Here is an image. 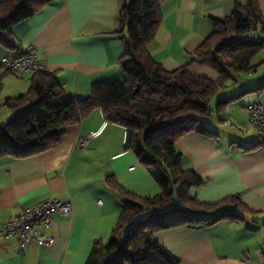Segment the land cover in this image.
<instances>
[{
  "label": "crops",
  "instance_id": "1",
  "mask_svg": "<svg viewBox=\"0 0 264 264\" xmlns=\"http://www.w3.org/2000/svg\"><path fill=\"white\" fill-rule=\"evenodd\" d=\"M234 1L159 0L161 22L147 44L151 58L167 71L189 63L191 73L216 81L219 74L206 65L190 63V54L212 33L213 20L230 14ZM256 1L264 17V0ZM122 4L123 0H51L12 27L17 45L13 52L34 44L43 70L53 71L71 97L86 98L94 82L124 79L118 62L126 36L125 30L119 31ZM7 52L0 46V58ZM31 73L6 74L2 88L9 91L7 97L23 93L21 85H30ZM262 85L264 65L233 74L212 102ZM253 102L264 106V89L239 96L222 112L214 109L215 118L206 125L214 136L188 132L174 143L182 154L181 167L203 178L189 189L190 197L212 203L237 196L242 204L234 209L238 216L234 221L155 232L153 239L176 255L179 264H264V138L249 121L246 107ZM87 134H93L89 143L78 147L77 138ZM125 134L123 126L109 122L96 109L67 126L50 149L27 157L0 158V225L49 198L72 204L71 215L53 213L52 222L44 228L53 237L50 246L38 245L30 236L19 256L15 237L0 236V264H85L96 243L109 241L123 210L122 197L107 184L109 176L138 197H153L161 191L134 152L123 148Z\"/></svg>",
  "mask_w": 264,
  "mask_h": 264
},
{
  "label": "trees",
  "instance_id": "2",
  "mask_svg": "<svg viewBox=\"0 0 264 264\" xmlns=\"http://www.w3.org/2000/svg\"><path fill=\"white\" fill-rule=\"evenodd\" d=\"M51 0H0V46L13 52L12 27L36 14ZM120 30L126 31L123 53L118 62L122 81H97L86 98L71 97L57 82L53 71L31 73L29 88L6 97L0 106L13 113L0 118V158L27 157L55 146L67 126L79 123L93 110L125 128L124 149L134 152L158 183L161 191L153 197L127 193L111 177L109 188L122 197L123 210L106 244L96 243L85 264H179V258L153 239L155 232L177 226L210 227L222 220L238 219L241 209L237 196L201 202L189 196V189L203 178L181 167L182 154L177 138L198 132L214 136L203 125L210 104L233 74L256 71L264 65V17L256 0L234 1L223 19L213 20V31L190 54L219 74L216 81L189 71V63L167 71L155 62L148 50L161 22L159 0H123L119 11ZM118 32V31H117ZM2 71V72H1ZM8 74L0 66V91ZM264 85L247 88L230 98L219 99L215 111ZM147 211L144 218L139 216Z\"/></svg>",
  "mask_w": 264,
  "mask_h": 264
},
{
  "label": "built area",
  "instance_id": "3",
  "mask_svg": "<svg viewBox=\"0 0 264 264\" xmlns=\"http://www.w3.org/2000/svg\"><path fill=\"white\" fill-rule=\"evenodd\" d=\"M0 66L7 73L43 70L34 44L19 53L7 52L2 57ZM246 109L249 121L264 138V106L258 102H253L248 104ZM92 136L93 134H87L78 137L76 140L77 146H86ZM101 202V199H97L98 204H101ZM53 213H59L63 216L71 215L72 204L70 200L49 198L33 207L25 208L20 214L9 218L0 225V236L15 237L18 246L17 254L19 256L23 254V248L30 236H32L38 245L50 246L53 242V237L46 234L44 228L52 222ZM261 256L264 261V248Z\"/></svg>",
  "mask_w": 264,
  "mask_h": 264
},
{
  "label": "rangeland",
  "instance_id": "4",
  "mask_svg": "<svg viewBox=\"0 0 264 264\" xmlns=\"http://www.w3.org/2000/svg\"><path fill=\"white\" fill-rule=\"evenodd\" d=\"M264 55V51H261L257 56H256V59L255 60H258L259 58H261L262 56ZM3 57V56H2ZM2 57L0 58V64H1V61H2ZM27 86V87H26ZM22 89L24 90V92L29 88V85H26L25 83L21 85ZM9 92V91H8ZM7 88H2L1 91H0V104L2 103V101L8 96L7 95ZM17 94V93H16ZM210 108L211 110H213L211 113V116L209 115H205L203 117V125H207L208 126V123L210 122L209 119L210 118H215V114H214V108H215V103H211L210 104ZM11 116H13V113L11 111H9L6 107L4 106H0V118L2 121H6L8 120ZM147 216V213H143L139 216V218H144Z\"/></svg>",
  "mask_w": 264,
  "mask_h": 264
}]
</instances>
